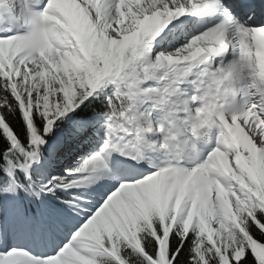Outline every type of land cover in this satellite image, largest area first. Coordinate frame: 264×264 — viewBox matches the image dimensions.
<instances>
[{
    "label": "snow or ice",
    "instance_id": "snow-or-ice-1",
    "mask_svg": "<svg viewBox=\"0 0 264 264\" xmlns=\"http://www.w3.org/2000/svg\"><path fill=\"white\" fill-rule=\"evenodd\" d=\"M0 264H264V0H0Z\"/></svg>",
    "mask_w": 264,
    "mask_h": 264
},
{
    "label": "trees",
    "instance_id": "trees-1",
    "mask_svg": "<svg viewBox=\"0 0 264 264\" xmlns=\"http://www.w3.org/2000/svg\"><path fill=\"white\" fill-rule=\"evenodd\" d=\"M14 125H15V127H16V129H17L18 131H22V130H23V128H22V126H23V121H22L21 119H19V117H18L17 120L14 122Z\"/></svg>",
    "mask_w": 264,
    "mask_h": 264
},
{
    "label": "bare ground",
    "instance_id": "bare-ground-1",
    "mask_svg": "<svg viewBox=\"0 0 264 264\" xmlns=\"http://www.w3.org/2000/svg\"><path fill=\"white\" fill-rule=\"evenodd\" d=\"M184 42H186V41H185V40H181V41H180V43H184ZM180 43L174 45V47H171V48L169 49V51L174 50L175 47H179V46H180Z\"/></svg>",
    "mask_w": 264,
    "mask_h": 264
}]
</instances>
